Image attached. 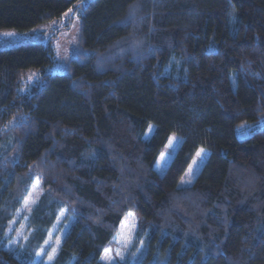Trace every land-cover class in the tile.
Segmentation results:
<instances>
[{"label": "trees", "instance_id": "16d2710c", "mask_svg": "<svg viewBox=\"0 0 264 264\" xmlns=\"http://www.w3.org/2000/svg\"><path fill=\"white\" fill-rule=\"evenodd\" d=\"M77 9L65 71L51 44L0 48V264H109L129 212L120 264H264V0H0V31ZM36 181L17 256L4 240ZM62 210L73 223L54 247Z\"/></svg>", "mask_w": 264, "mask_h": 264}, {"label": "rangeland", "instance_id": "374dc122", "mask_svg": "<svg viewBox=\"0 0 264 264\" xmlns=\"http://www.w3.org/2000/svg\"><path fill=\"white\" fill-rule=\"evenodd\" d=\"M79 14L80 11L78 9L76 11L73 10L65 13L59 19L40 23L27 31H19L13 28L3 29L0 31V48L30 41L51 44L55 51V64L53 69L59 72L65 71L70 59L75 55L80 44L81 20ZM6 33L11 34L6 35ZM38 75V71H31L24 81L23 89L29 88L37 80ZM180 141L181 138L179 136H171L156 164V168L160 173H164L166 170L168 163L176 153ZM208 153L209 151L205 148H201L197 152L181 178L180 186H188L193 182L205 163ZM41 193L42 186L36 181L28 192L23 207L14 214V221L9 228L7 238L4 240L6 248L17 256L25 251V242L29 236V229L27 227L28 219L25 214L30 213L36 207ZM72 223L73 218L68 215L67 211H60L47 244H51L54 247L58 246L64 233ZM138 223L139 217L134 212H129L125 215L121 222L119 233L115 238V245L104 253V259L107 263L120 264L125 259L127 250L136 237ZM44 251L43 249L42 252ZM39 257L32 261L33 264L38 263ZM48 257L51 258V254H47ZM45 264L48 263L46 262Z\"/></svg>", "mask_w": 264, "mask_h": 264}, {"label": "snow or ice", "instance_id": "6c2138e0", "mask_svg": "<svg viewBox=\"0 0 264 264\" xmlns=\"http://www.w3.org/2000/svg\"><path fill=\"white\" fill-rule=\"evenodd\" d=\"M11 33H6V35H10Z\"/></svg>", "mask_w": 264, "mask_h": 264}]
</instances>
